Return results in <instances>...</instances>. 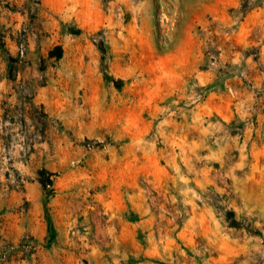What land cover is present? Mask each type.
Returning a JSON list of instances; mask_svg holds the SVG:
<instances>
[{
    "label": "rangeland",
    "instance_id": "374dc122",
    "mask_svg": "<svg viewBox=\"0 0 264 264\" xmlns=\"http://www.w3.org/2000/svg\"><path fill=\"white\" fill-rule=\"evenodd\" d=\"M0 57L39 74L0 192L36 181L45 225L0 264H264V0H0Z\"/></svg>",
    "mask_w": 264,
    "mask_h": 264
},
{
    "label": "crops",
    "instance_id": "0c3cea01",
    "mask_svg": "<svg viewBox=\"0 0 264 264\" xmlns=\"http://www.w3.org/2000/svg\"><path fill=\"white\" fill-rule=\"evenodd\" d=\"M36 76L38 77L39 74L34 68L26 67L16 70L14 78H10L5 60H1L0 57V122L7 116L5 107L14 106L16 82L20 79L33 80ZM38 90L41 92V88ZM32 102L39 107H46L45 100L40 93L33 97ZM41 197L42 190L33 180L26 181L23 190H12L6 197L0 192V244L3 238L16 241L23 232L37 237L44 236L45 225L42 217ZM25 200L28 204L26 209H22L21 205Z\"/></svg>",
    "mask_w": 264,
    "mask_h": 264
},
{
    "label": "trees",
    "instance_id": "16d2710c",
    "mask_svg": "<svg viewBox=\"0 0 264 264\" xmlns=\"http://www.w3.org/2000/svg\"><path fill=\"white\" fill-rule=\"evenodd\" d=\"M54 50H55L53 51L54 53L51 54L56 58H60L62 51L61 46L57 45ZM39 175H40V182L45 190V194L50 195L52 192V179L50 178L52 174L44 169H41L39 170Z\"/></svg>",
    "mask_w": 264,
    "mask_h": 264
}]
</instances>
